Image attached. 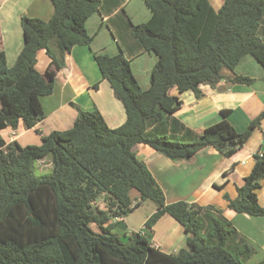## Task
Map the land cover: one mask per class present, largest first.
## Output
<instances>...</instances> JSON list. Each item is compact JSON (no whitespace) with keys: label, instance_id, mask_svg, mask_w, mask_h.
Instances as JSON below:
<instances>
[{"label":"trees","instance_id":"obj_1","mask_svg":"<svg viewBox=\"0 0 264 264\" xmlns=\"http://www.w3.org/2000/svg\"><path fill=\"white\" fill-rule=\"evenodd\" d=\"M51 2L50 19L22 17L24 46L14 65L0 51V264H246L255 249L223 211L186 200L166 203L134 148L149 144L178 161L206 147L230 157L247 143L264 113L239 132L228 119L231 110L223 109V119L198 134L174 115L182 100L170 91L192 90L201 97V84L216 86L227 78L225 69L235 71L249 54L264 67V0H222L218 10L210 0H144L151 16L144 23L130 21L129 31L140 53L156 55L150 85L140 84L123 52H94L102 78L123 103L126 121L111 128L99 110H79L70 129L54 130L40 144L7 143L4 128L17 129L21 120L34 128L45 118L41 98L53 93L67 52L90 44L86 22L102 4ZM41 49L51 58L47 74L37 69ZM231 80L255 81L240 74ZM46 158L53 170L38 175L36 162ZM263 185L264 149L255 154L237 196L225 195L228 207L264 216L258 200ZM132 190L139 193L137 201ZM146 200L156 207L146 228L168 213L184 226L185 247L167 253L141 231L123 238L114 230L113 220Z\"/></svg>","mask_w":264,"mask_h":264},{"label":"crops","instance_id":"obj_2","mask_svg":"<svg viewBox=\"0 0 264 264\" xmlns=\"http://www.w3.org/2000/svg\"><path fill=\"white\" fill-rule=\"evenodd\" d=\"M210 2L216 10L222 5V0H218L217 7ZM53 12L51 0H0V51L5 52L9 66L14 65L24 46L22 17L26 15L48 20ZM150 16L151 10L144 0H102L99 11L86 22L87 31L93 37L90 44H77L67 52L66 66L56 76L53 93L41 98L45 118L34 128L27 127L23 120L17 129L10 126L4 128L1 134L5 141H18L23 146L40 144L44 135L54 130L70 129L79 110L97 109L111 128L121 126L127 117L125 108L115 96L109 81L102 78L94 52L111 55L123 52L131 60L140 84L148 87L156 55L140 53L138 44L130 35L129 22L144 23ZM104 28L106 31L103 34L106 35L100 41L99 36ZM50 62L46 50H39L37 69L47 74ZM224 74L227 78L216 86L201 84V97L192 90L179 93L172 88L170 91L182 100L181 107L174 115L198 134L222 120L223 109L231 110L228 119L239 132L246 131L250 123L264 113V67L254 56H245L235 71L225 69ZM236 74L249 76L255 81L252 84L234 82L231 78ZM134 149L162 187L166 203L186 200L221 209L255 249L246 264H264V216L239 213L229 208L225 199L226 194L232 198L237 196L238 187L244 184L245 177L254 167L255 154L264 149V117L247 143L230 157L213 147H206L192 158L178 161L149 144L138 143ZM38 161L53 167L49 158ZM132 193L133 190L131 196L137 201L139 193L135 196ZM258 200L264 206V185L258 191ZM130 214L113 220L116 222L114 230L123 238L134 231H141L148 235L154 246L167 253L177 252L186 246L188 234L170 214L165 213L151 229L146 228V220L139 228L129 226L127 218Z\"/></svg>","mask_w":264,"mask_h":264},{"label":"rangeland","instance_id":"obj_3","mask_svg":"<svg viewBox=\"0 0 264 264\" xmlns=\"http://www.w3.org/2000/svg\"><path fill=\"white\" fill-rule=\"evenodd\" d=\"M212 3L217 7L218 6V0H211ZM106 28L102 31V34L99 36V40H104V36L106 34H103L105 32ZM107 37V36H106ZM109 40V38H108ZM114 45V44H113ZM248 56L253 57L252 54H249ZM49 163V162H48ZM46 162L40 163L39 161L36 162V172L38 175H43L52 172L53 167L52 166H46ZM137 193L136 190H133L132 195L135 196ZM101 201L99 203H103L102 198L100 199ZM102 205V204H101ZM155 208V203L151 200H146L141 203L140 206L135 208L127 218V223L129 226H133L135 228H139L141 223H143L144 220H147L149 218V215L151 214L152 210ZM93 227L98 230V227L93 224Z\"/></svg>","mask_w":264,"mask_h":264}]
</instances>
